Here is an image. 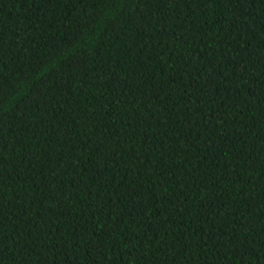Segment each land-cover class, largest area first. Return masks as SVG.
I'll use <instances>...</instances> for the list:
<instances>
[{
  "label": "trees",
  "instance_id": "trees-1",
  "mask_svg": "<svg viewBox=\"0 0 264 264\" xmlns=\"http://www.w3.org/2000/svg\"><path fill=\"white\" fill-rule=\"evenodd\" d=\"M0 264H264V0H0Z\"/></svg>",
  "mask_w": 264,
  "mask_h": 264
}]
</instances>
